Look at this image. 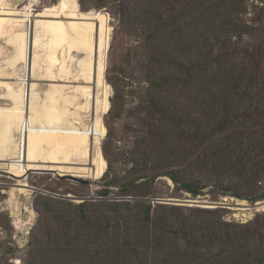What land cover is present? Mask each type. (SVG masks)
Listing matches in <instances>:
<instances>
[{"label": "rangeland", "instance_id": "obj_1", "mask_svg": "<svg viewBox=\"0 0 264 264\" xmlns=\"http://www.w3.org/2000/svg\"><path fill=\"white\" fill-rule=\"evenodd\" d=\"M196 1L206 24L216 18L219 34V38L207 34L202 40L204 54L210 56L214 50L220 54L214 64L235 75L236 83L240 77L247 82L251 110L226 115L189 103L184 70L171 67L170 61L179 56L184 61L177 63L184 64L185 58L196 55L186 49L183 35L173 42L159 39L163 34L157 20L161 15L167 21L186 14L189 0H78L83 12L100 11L109 17L106 82L111 108L103 117L108 132L101 144L107 169L98 179L88 172L64 176L47 171L16 178L0 170V264H237L234 260L247 250V244L236 252L222 243L217 253L229 247L211 257L216 248H204L201 243L187 248L186 242L201 235L202 221L247 224L264 212L249 208L256 202L230 194L226 178L241 177L240 170H229L222 162L233 147L218 145L245 141L248 136L254 142L264 138V64L258 63L264 62V0ZM58 2L10 0L19 9L32 5L37 13ZM210 38L214 47L207 42ZM8 41L10 35L0 36V48H5L1 68L16 51ZM43 65L40 72L48 67ZM9 73H13L11 78L3 81L20 89L19 79L26 75L24 62L9 68ZM162 76L169 79L161 88L147 90L150 81L157 82ZM89 86L97 90L94 83ZM156 93L162 107L156 106ZM100 96L104 97L103 92ZM0 99H6L1 91ZM0 106L14 105L0 100ZM262 139L256 143L260 148L264 147ZM254 159L258 162L251 166L252 173L262 177L256 183L261 185L264 156ZM26 182L31 187H23ZM186 186L194 187L197 195ZM230 190L244 194L247 189L237 184ZM17 210L22 219L19 228ZM175 219V229H181L178 235L172 232ZM185 224L194 231L193 239L183 234Z\"/></svg>", "mask_w": 264, "mask_h": 264}, {"label": "bare ground", "instance_id": "obj_2", "mask_svg": "<svg viewBox=\"0 0 264 264\" xmlns=\"http://www.w3.org/2000/svg\"><path fill=\"white\" fill-rule=\"evenodd\" d=\"M79 7L78 0H59L37 13L32 5L19 9L0 0V36L10 35L8 43L16 48L9 64L0 67V91L6 97L0 100L14 105L0 106V170L16 178L47 171L64 176L88 172L98 179L106 172L101 144L108 132L103 117L111 108L106 82L111 29L107 13ZM4 54L2 47L0 56ZM19 61L26 75L17 89L3 80L11 78L9 68ZM44 62L48 67L40 72ZM22 186L31 187L28 182ZM14 215L19 228V210Z\"/></svg>", "mask_w": 264, "mask_h": 264}, {"label": "trees", "instance_id": "obj_3", "mask_svg": "<svg viewBox=\"0 0 264 264\" xmlns=\"http://www.w3.org/2000/svg\"><path fill=\"white\" fill-rule=\"evenodd\" d=\"M189 2L190 4L186 14L175 15L167 21L162 15L159 16L157 18L160 22L158 30L163 34V37L159 38V35L156 33L157 38L171 39L172 42L177 35H183L186 38V49L196 55L195 57L185 58L187 62L184 64L177 63L178 60H182V58L179 59V56H174L173 60L170 61L171 67L178 65L184 70L182 72L176 67V69L185 75V79L190 86L189 92H185V95L189 96V103H191L192 106L200 107L202 111L208 106L210 112L217 110L226 115L230 114L231 111L248 113L251 110V106L250 99L246 95V91L249 89L247 82L243 81L242 77H240V83H236L235 75L227 74L220 69L219 65L213 63L214 60L220 58L218 57L220 54L212 50L210 56H207L204 54V49L202 50V40L206 38L207 34H213L216 38H219L216 18L213 17L211 19V24H206L204 19H202L203 13L200 4L196 0H189ZM202 25H204L205 28H203ZM200 39L201 41H198ZM207 42L211 43L213 47L215 46L211 38ZM194 46L197 47V50L192 51ZM258 63L264 64L262 60H259ZM259 66L262 71L261 65ZM168 79V77L162 76L157 82L150 81L149 89L147 90L157 91ZM172 80L174 79L172 78ZM260 82H262V80H260ZM172 91L177 95L178 92H174V89ZM238 95L240 96L237 97ZM154 97H156V106L162 107V104L157 100L159 98L157 93L153 98ZM227 98L231 99V101H228ZM209 105H219L221 109H212ZM228 106H232L233 109H229ZM248 138L249 139L245 141L241 140L235 143L223 141L218 143V145L219 148L225 144L233 147V150L228 153L226 158L222 159V162L229 170L236 167L240 170L241 177L226 178L227 189L230 194L257 203V201L261 202L259 200H264V183L261 185L256 184L262 177H259L258 173L253 174L252 171L254 170H252L251 166L258 162L254 157L264 156V147L260 148L256 144L262 138H259L257 142H254L250 136H248ZM262 140L264 141V138ZM258 166L262 167L261 164ZM242 172L245 175H242ZM173 181L178 183L175 179ZM237 184H242L246 187L247 190L244 194L230 190ZM186 188L189 192L197 195V191L194 187L186 186ZM216 211L218 210L216 209ZM176 223L175 219L172 232L178 235L181 233V229H175ZM190 226H195V223H191ZM199 226L201 228V235L198 236L197 234L196 240L186 242L187 248L201 243L204 248H216L214 254H209L211 257H216L221 255L222 251L229 247L224 246L222 250L217 253V247L218 245L222 246V243H227L232 247V250L236 249V252H239L244 247V244H247V250L239 252V259L234 261L237 264H264V212L247 224L232 225L225 219H219V222H214L212 224L207 221H202ZM183 228V234L187 235L189 239L195 237L193 236L195 234L194 231L187 228L186 224ZM243 240H246L248 243H241Z\"/></svg>", "mask_w": 264, "mask_h": 264}, {"label": "water", "instance_id": "obj_4", "mask_svg": "<svg viewBox=\"0 0 264 264\" xmlns=\"http://www.w3.org/2000/svg\"><path fill=\"white\" fill-rule=\"evenodd\" d=\"M33 29V25L31 24V30ZM66 198H72L71 196H68ZM256 206H249V208H253V209H257L259 211L264 210V201L261 202H257L256 204H254Z\"/></svg>", "mask_w": 264, "mask_h": 264}]
</instances>
